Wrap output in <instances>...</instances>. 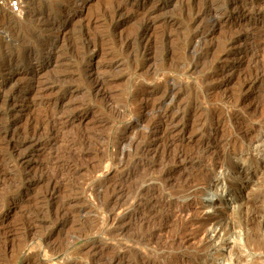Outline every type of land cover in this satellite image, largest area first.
<instances>
[{
    "label": "rangeland",
    "instance_id": "374dc122",
    "mask_svg": "<svg viewBox=\"0 0 264 264\" xmlns=\"http://www.w3.org/2000/svg\"><path fill=\"white\" fill-rule=\"evenodd\" d=\"M255 2L0 7V264H264Z\"/></svg>",
    "mask_w": 264,
    "mask_h": 264
},
{
    "label": "bare ground",
    "instance_id": "6f19581e",
    "mask_svg": "<svg viewBox=\"0 0 264 264\" xmlns=\"http://www.w3.org/2000/svg\"><path fill=\"white\" fill-rule=\"evenodd\" d=\"M251 1H252V0H251ZM257 1H258V2H257ZM262 1H263V0H262ZM207 2H208V1H207ZM259 2H261V0H256L255 5L258 4ZM263 2H264V1H263ZM263 2H261V3H263ZM211 3H212V2H211ZM211 3H210V4H211ZM250 3H251V2H250ZM205 4H207V3H205ZM208 4H209V3H208ZM208 4H207V5H208ZM251 4H252V3H251ZM247 5H248V4H247ZM249 5H250V4H249ZM252 5H253V6H252ZM252 5L250 6L251 9H252V7H254V4H252ZM262 5H263V4H262ZM201 6H202V5H201ZM214 7H215V6H214ZM256 7H257V9H258V5H257ZM245 8H246V7H245ZM197 9H198V8H197ZM199 9H200V7H199ZM226 9H227V8H226ZM259 9H260V8H259ZM210 10H211V6L208 5V6H206V7H203L201 12H203V13H207V12L210 11ZM248 10H250V8H249ZM260 10H261V9H260ZM263 10H264V9H263ZM197 11H199V10H197ZM199 12H200V11H199ZM212 12H213V11H212ZM251 12H252V10H251ZM251 12H250V14H252ZM203 13H202V15H203ZM210 13H211V12H210ZM219 15H220V14H219ZM216 16H217V15H216ZM150 26H151V22H150L149 20H145V21L143 22V24L141 25L140 34H141V33H144L145 31H147V30L150 28ZM138 30H139V29H138ZM57 32H58V31H57ZM62 32H63V31H62ZM55 35H57V34H55ZM135 35H136V34H135ZM193 35H196V34H193ZM141 37H142V36H141ZM133 38H135V37H133ZM197 38H199V37H197ZM89 40H90V39H89ZM93 40H95V39H93ZM93 40H91V41H93ZM134 40H135V39H134ZM84 41H85V40H84ZM86 41H88V40H86ZM189 41H190V39H189ZM130 42H131V41H130ZM135 42H136V41H135ZM89 43H90V42H89ZM91 43H93V42H91ZM193 43H194V42H193ZM85 44H87V43H85ZM198 44H199V48H200V43L198 42ZM187 45H188V44H187ZM86 46H87V45H86ZM50 47H51V46H50ZM50 47H48V48H50ZM82 47H84V46H82ZM196 48H197V47H196ZM196 48H194V49H196ZM199 48H198V49H199ZM50 50H51V49H50ZM196 50H197V49H196ZM51 51H52V50H51ZM197 52H198V51H197ZM197 52H196L195 55H197ZM47 55H48V54H47ZM201 56H202V55H201ZM191 57H192V56H191ZM196 57H197V56H196ZM193 58H194V57H193ZM35 59H36V58H35ZM193 60H194V59H193ZM196 60H197V59H196ZM190 61H191V60H190ZM192 62H194V61H192ZM31 65H32V64H31ZM29 67H30V66H29ZM35 68H36V66H35ZM255 76H256V75H255ZM97 77H98V76H97ZM93 78H94V77H93ZM94 79H95V78H94ZM254 79H255V78H254ZM245 80H247V79H245ZM248 80H249V79H248ZM256 80H257V79H256ZM102 81H103L102 78H96L94 82L96 83V85H97V84H100V83H103V84H104V82H102ZM252 81H254V80H252ZM244 82H246V81H244ZM250 82H251V81H250ZM244 84H245V83H244ZM167 85H168V84H167ZM100 86H101V85H100ZM165 86H166V85H165ZM170 87H172V86H170ZM168 88H169V86H168ZM168 88H167V89H168ZM167 89H166V90H167ZM174 89H175V88H174ZM163 91H164V90H163ZM173 92H174V91H173ZM168 93H169V91H168ZM171 94H172V92H171ZM162 96H163V95H162ZM157 105H158V104H157ZM161 105H162V103H161ZM151 106H153V105H151ZM154 106H155V105H154ZM150 108H152V107H149V108H146V109H150ZM166 108H167V107H166ZM146 109H144V110H146ZM156 109H157V108H156ZM167 109H168V108H167ZM169 110H170V109H169ZM151 111H152V110H151ZM151 111H150V112H151ZM155 111H156V110H155ZM165 111H166V110H164V112H165ZM157 112H158V111H157ZM54 113H55V112H54ZM147 113H149V112H147ZM162 113H163V111H162ZM153 114H154V113H153ZM153 114H152V116L149 115V117L151 116V118H152V117L154 118ZM160 114H161V113H158V115H160ZM163 114H164V113H163ZM52 115H53V114H52ZM147 115H148V114H147ZM158 115H157V116H158ZM161 115H162V114H161ZM54 116H55V115H54ZM50 117H52V116H50ZM55 117H56V116H55ZM161 117H162V116H161ZM165 117H166V115H165ZM143 118H144V117H143ZM156 118H157V117H156ZM159 118H160V117H159ZM41 119H43V118H41ZM45 119H47V117H46ZM53 119L57 121V119H55V118H53ZM161 119H162V118H161ZM161 119H159L158 122L161 121ZM164 119H165V118H164ZM168 119H170V118H168ZM39 120H40V118H39ZM39 120L37 119L38 122H40ZM48 120H49V119H48ZM50 120H51V119H50ZM148 120H150V119H147V126H148V123H152V122H148ZM45 121H46V120H45ZM38 122H37V123H38ZM43 122H44V120L42 121V123H43ZM50 122H51V121H50ZM153 122H154V121H153ZM156 122H157V121H156ZM156 122H154V123H156ZM14 123H15V122H14ZM37 123H36V124H37ZM46 123H47V122H46ZM154 123H153V124H154ZM160 123H161V122H160ZM160 123H159V124H160ZM40 124H41V123H40ZM47 124H48V123H47ZM49 124H50V123H49ZM163 124H164V123H163ZM166 124H167V123H166ZM41 125H42V124H41ZM43 125L45 126L46 124L44 123ZM52 125H53V124H52ZM150 125H151V124H150ZM168 125H171V124L169 123ZM30 126H31V125H30ZM34 126H35V125H34ZM47 126H49V125H47ZM166 126H167V125H166ZM6 127H9V125L6 126ZM35 127H37V126H35ZM41 127H43V126H41ZM41 127H40V128H41ZM50 127H51V125H50ZM4 128H5V127H4ZM32 128H34V127H32ZM45 128H47V127H45ZM158 128H159V127H158ZM158 128H157V129H158ZM161 128H162V126H161ZM9 129H10V128H9ZM36 129H37V128H36ZM38 129H39V128H38ZM41 129H42V128H41ZM49 129H51V128H48L47 130H49ZM147 129H149V128H147ZM167 129H168V128H167ZM5 130H6V129H5ZM26 130H27V129H26ZM29 130H30V129H29ZM33 130H35V129H33ZM45 130H46V129H45ZM159 130H161V129H159ZM169 130H170V129H169ZM6 131H7V130H6ZM31 131H32V130H31ZM37 131H38V130H37ZM37 131H35V132H36V136L38 135V134H37ZM25 132H26V131H25ZM28 132H30V131H28ZM33 132H34V131H32V133H33ZM38 132H39V131H38ZM161 133H163V132H161ZM30 134H31V133H30ZM33 134H34V133H33ZM164 134H165V133H164ZM28 136H29V134H28ZM164 136H166V135H164ZM169 136H170V135H169ZM169 136H168V137H169ZM208 137H209V136H208ZM208 137H207V138H208ZM166 138H167V137H166ZM213 138H214V137H213ZM32 139H33V138H32ZM34 139H35V138H34ZM167 139H168V138H167ZM135 140H136V139H135ZM165 140H166V139H165ZM131 141H132V140H131ZM131 141H130V142H131ZM169 141H172V140H169ZM208 142H210V141H208ZM212 142H213V141H212ZM215 142H216V141H215ZM124 143H125V142H124ZM136 143H137V142H135V144H134L135 146H137ZM172 144H173V143H172ZM199 144H200V143H199ZM201 144H202V143H201ZM209 144H210V143H209ZM209 144H207L206 148L208 147ZM215 144H216V143H215ZM12 146H13V145H12ZM12 146H11V147H12ZM126 146H127V145H126ZM129 146H131V144H130ZM215 146H216V145H215ZM145 147H147V146H145ZM197 147H198V146H197ZM134 148H135V147H134ZM136 148H137V147H136ZM148 148H149V146H148ZM176 148H177V147H176ZM178 148H179V147H178ZM193 148H194V147H193ZM203 148H204V147H203ZM13 149H14V148H13ZM137 149H138V148H137ZM150 149H151V147H150ZM152 149H153V147H152ZM166 149H167V148H166ZM182 149H183V148H182ZM182 149H181V150H182ZM204 149H205V148H204ZM204 149H203V150H204ZM208 149H209V148H208ZM14 150H15V149H14ZM142 150H143V149H142ZM145 150H146V149H145ZM156 150H157V149H156ZM169 150L172 151L171 149H169ZM179 150H180V149H179ZM190 150H191V149H190ZM195 150H196V149H195ZM195 150H194V151H195ZM214 150H215V149H214ZM149 151H151V150H149ZM153 151H154V150H153ZM162 151H163L164 154H165V151H166V150H165V151L162 150ZM174 151L176 152V150H174ZM174 151H173V152H174ZM201 151H202V150H201ZM151 152H152V151H151ZM158 152H159V151H158ZM175 152H174V153H175ZM184 152H185V151H184ZM188 152H189V149H188ZM191 152H193V151H191ZM198 152H199V151H198ZM203 152H204V151H203ZM209 152H210V151H209ZM209 152H208V153H209ZM212 152H213V151H212ZM212 152H211V154H212ZM138 153H139V152H138ZM143 153H144V152H143ZM145 153H146V151H145ZM193 153L195 154V152H193ZM193 153H192V154H193ZM208 153H207V154H208ZM215 153H216V152H215ZM135 154H136V153H135ZM135 154H134V155H135ZM148 154H150V153H148ZM169 154H171V153L169 152ZM169 154H168V155H169ZM199 154H200L199 157H201V153H200V152L198 153V155H199ZM205 154H206V153H205ZM207 154H206V155H207ZM209 154H210V153H209ZM219 154H220V153H219ZM139 155H140V153H139ZM139 155H138V156H139ZM143 155H144V154H142V157L144 158L145 156H143ZM145 155H146V154H145ZM152 155H154V154H152ZM152 155H151V156H152ZM176 155H177V157H178L179 159L182 157V159H181V163H182V164L192 163V159H193V157H192V158H191V157H186V156H184V154L181 153V151H180V153H176ZM187 155H188V154H187ZM190 155H191V154H190ZM213 155H214V154H213ZM162 156H163V155H162ZM164 156H165V155H164ZM166 156H167V155H166ZM173 156H174V155H173ZM191 156H192V155H191ZM196 156H197V154H196ZM219 156H220V155H219ZM219 156H218V157H219ZM133 157H134V156H133ZM136 157H137V155H136ZM147 157H148V155H147ZM175 157H176V156H175ZM202 157H203L202 159H205V156H202ZM208 157H210V156H207L206 159H207ZM218 157H217V158H218ZM140 158H141V157H140ZM145 158H146V157H145ZM166 158H167V157H166ZM168 158H170V157H168ZM168 158H167V159H168ZM178 158H177V159H178ZM194 158H196V157L194 156ZM210 158H211V157H210ZM212 158H213V157H212ZM212 158H211V160H212ZM217 158H216V159H217ZM21 159H22V158H21ZM179 159H178V160H179ZM206 159H205V160H206ZM213 159H214V158H213ZM74 160H75V159H74ZM139 160H141V159H139ZM172 160H173V159H172ZM172 160H171V161H172ZM174 160H176V159H174ZM174 160H173V161H174ZM214 160H215V159H214ZM214 160H213V161H214ZM21 161H22V160H21ZM173 161H172V162H173ZM178 162H179V161H178ZM206 162H209V161H206ZM16 163H17V162H16ZM201 163H202V162H201ZM211 163H212V162H211ZM211 163H210V164H211ZM18 164H19V163H18ZM170 164H171V163H170ZM193 164H194V163H193ZM203 164H204V163H203ZM173 165H174V164H173ZM188 165H189V164H188ZM188 165H187V166H188ZM191 165H192V164H190V166H191ZM197 165H198V164H197ZM197 165H196V166H197ZM183 166H184V165H183ZM185 166H186V165H185ZM185 166H184V167H185ZM187 166H186V167H187ZM193 166H194V165H193ZM205 166H206V165H205ZM208 166H209V165H208ZM205 168H206V167H205ZM205 168H204L203 170H205ZM179 170H180V169H178L177 171H179ZM173 171H174V170H173ZM129 173H130V172H129ZM182 173H183V172H182ZM179 174H180V173H179ZM53 175H55V174L53 173ZM168 175H169V174H168ZM175 175L177 176V174H175ZM181 175H182V174H181ZM57 176H58V174H57ZM173 176H174V174H173ZM173 176L171 175V178H172ZM51 177H53V176H51ZM54 177L56 178V176H54ZM167 177H168V176H167ZM169 177H170V176H169ZM174 177H175V176H174ZM174 177H173V178H174ZM57 178H58V177H57ZM175 179H176V178H175ZM49 180H50V179L48 178V181H49ZM54 180H55V179H54ZM176 180H177V179H176ZM118 184H119V183H118ZM114 186H115V185L113 184V187H114ZM120 186H121V185H120ZM120 186H119V187H120ZM52 187H53V186H52ZM120 188H121V187H120ZM120 188H119V190H121ZM48 189H49V188H48ZM51 189H53V188H51ZM54 189H55V188H54ZM56 189H57V188H56ZM112 189H113V188H112ZM117 189H118V188H117ZM122 189H123V188H122ZM46 191H48V190H46ZM46 191H45V193H46ZM113 191H115V190H112V192H113ZM121 191H122V190H121ZM50 192H51V191H50ZM50 192H49V196H52V193H55V192H51V193H50ZM122 192H123V191H122ZM140 192H141V191H140ZM117 193H118V192H117ZM117 193H116V195H119V193H118V194H117ZM42 194H43V193H42ZM122 194H123V193H122ZM122 194H121V195H122ZM43 195H44V197H43V199H44V198H45V194H43ZM46 195H47V194H46ZM111 195H112V194H110V196H111ZM116 195H115V196H116ZM139 195H140V194H139ZM140 196H142V195H140ZM140 196H139V197H140ZM41 198H42V197H41ZM46 198H47V200H48L50 197L48 198V197L46 196ZM46 198H45V199H46ZM116 198H117V197H116ZM116 198H114V199L116 200ZM135 198H137V197H135ZM150 198H152V197H150ZM39 199H40V198H39ZM103 199H104V198H103ZM108 199H109V198H108ZM114 199H113V200H114ZM147 199H148V198H147ZM47 200H46V201H47ZM105 200H106V199H104L103 201H105ZM115 200H114V201H115ZM140 200H141V199H140ZM143 200H144V199H143ZM111 201H112V200H111ZM114 201H113V202H114ZM141 201H142V200H141ZM147 201H148V200H147ZM42 202H43V200H42ZM44 202H45V201H44ZM143 202H146V201H143ZM107 203H109V202H107ZM115 203H116V202H115ZM115 203H114V204H115ZM136 203H138V201H137ZM141 203H142V202H141ZM105 204H106V203H105ZM110 204H113V203L110 202ZM144 204H145V203H144ZM146 204H147V203H146ZM146 204H145V205H146ZM151 204H152V203H151ZM43 205H45V204H43ZM103 205H104V204H103ZM103 205H102V206H103ZM107 205H109V204H107ZM38 206H39V204H38ZM38 206H37V207H38ZM60 206H61V205H60ZM104 206H106V205H104ZM140 206H141V204H140ZM40 207H41V203H40L39 208H40ZM44 207H45V206H44ZM106 207H107V206H106ZM106 207H105V209H106ZM44 209L46 210V209H47V206H46V208H44ZM50 209H51V208H50ZM62 209H63V208H62ZM62 209H61V210H62ZM35 210H36V209H35ZM42 210H43V209H42ZM59 210H60V209H59ZM63 210H64V209H63ZM186 210H187V209H186ZM188 210H189V209H188ZM37 211H38V210H37ZM37 211H36V213H38ZM48 211H49V210H48ZM39 212H42V211H39ZM56 212H57V210L55 211V215H56ZM60 212H61V211H60ZM63 213H64V212H62V214H63ZM65 213H66V212H65ZM57 214H58V213H57ZM68 214H70V213H68ZM65 215H66V214H65ZM59 216H60V215H59ZM63 216H64V215H63ZM68 217H69V216H68ZM56 218H57V217H56ZM58 219H59V218H58ZM233 224H234V223H233ZM140 238H141V237H140ZM141 240H142V239H141ZM53 246H54V245H53ZM53 246H52V247H53ZM55 246L57 247V245H55ZM56 247H55V248H56ZM53 248H54V247H53ZM53 248H52V249H53ZM128 250H129V249H128ZM124 252H125V251H124ZM115 253H116V252H115ZM126 257H127V256H126ZM118 258H119V257H118ZM114 260H115V259H114ZM116 260H117V259H116ZM118 260H120V259H118ZM110 261H111V260H110ZM112 261H113V260H112ZM120 261H121V260H120ZM117 262H119V261H117ZM117 262H115L114 264H116ZM121 262H122V261H121ZM119 263H120V262H119Z\"/></svg>",
    "mask_w": 264,
    "mask_h": 264
},
{
    "label": "built area",
    "instance_id": "2783aa9c",
    "mask_svg": "<svg viewBox=\"0 0 264 264\" xmlns=\"http://www.w3.org/2000/svg\"><path fill=\"white\" fill-rule=\"evenodd\" d=\"M26 0H0V7L9 14L19 15L25 7Z\"/></svg>",
    "mask_w": 264,
    "mask_h": 264
}]
</instances>
